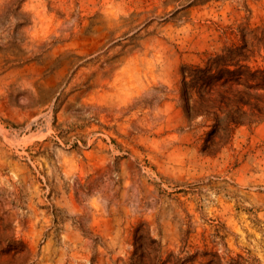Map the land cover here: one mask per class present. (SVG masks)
<instances>
[{"label":"rangeland","instance_id":"1","mask_svg":"<svg viewBox=\"0 0 264 264\" xmlns=\"http://www.w3.org/2000/svg\"><path fill=\"white\" fill-rule=\"evenodd\" d=\"M169 1L0 0V264H264V121L180 99L264 0Z\"/></svg>","mask_w":264,"mask_h":264},{"label":"trees","instance_id":"2","mask_svg":"<svg viewBox=\"0 0 264 264\" xmlns=\"http://www.w3.org/2000/svg\"><path fill=\"white\" fill-rule=\"evenodd\" d=\"M250 31L257 41L264 40V27ZM240 32V42L226 43L200 63L180 68L185 118L189 125L203 119L210 128L208 140L220 131L231 138L238 125L264 121V51L251 47L246 33Z\"/></svg>","mask_w":264,"mask_h":264}]
</instances>
